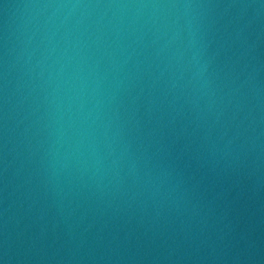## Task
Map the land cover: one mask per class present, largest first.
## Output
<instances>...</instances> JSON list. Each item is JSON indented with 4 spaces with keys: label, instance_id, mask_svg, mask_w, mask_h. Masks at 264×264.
<instances>
[{
    "label": "water",
    "instance_id": "1",
    "mask_svg": "<svg viewBox=\"0 0 264 264\" xmlns=\"http://www.w3.org/2000/svg\"><path fill=\"white\" fill-rule=\"evenodd\" d=\"M0 264H264V0H0Z\"/></svg>",
    "mask_w": 264,
    "mask_h": 264
}]
</instances>
